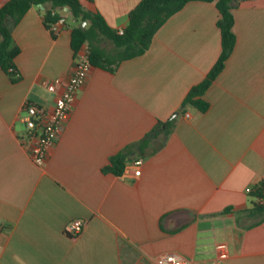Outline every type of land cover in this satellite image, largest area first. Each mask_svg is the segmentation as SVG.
<instances>
[{
	"label": "crops",
	"instance_id": "1",
	"mask_svg": "<svg viewBox=\"0 0 264 264\" xmlns=\"http://www.w3.org/2000/svg\"><path fill=\"white\" fill-rule=\"evenodd\" d=\"M80 1L117 32L140 0ZM42 9L30 7L12 28L18 81L0 67V264H157L166 254L184 264H264V219L249 195L264 180V0L233 9L236 42L204 94L205 112L181 104L220 55L219 12L215 1L192 0L142 55L114 71L92 66L39 166L20 139L23 105H54L73 71L67 22L75 24L64 10L53 37ZM169 118L161 147L151 152L159 140L150 141L121 175L103 171ZM75 218L85 225L71 236Z\"/></svg>",
	"mask_w": 264,
	"mask_h": 264
},
{
	"label": "trees",
	"instance_id": "2",
	"mask_svg": "<svg viewBox=\"0 0 264 264\" xmlns=\"http://www.w3.org/2000/svg\"><path fill=\"white\" fill-rule=\"evenodd\" d=\"M189 1L192 0H140L130 10L128 25L123 34H118L106 23L100 13L86 9L80 0H8L0 6V67L10 76L12 82L18 81L19 75L14 59L20 50L13 45L12 28L32 6L43 7L41 10L43 23L49 30L52 24L62 20L61 12L67 7L69 15L75 22L70 30V44L74 56L86 46L92 66L114 71L121 61L145 53L156 31ZM202 1H215L218 9L217 27L220 31L221 52L206 76L189 89L182 101L181 109L192 106L205 112L209 108V103L204 99V94L224 69L225 62L234 48L236 36L233 31V9L243 0ZM84 22L86 25L83 24ZM51 34L53 37L56 36L52 31ZM106 42L111 43L112 47L106 48L103 45ZM173 124V118L158 121L144 138L112 155L103 171L121 175L130 159L135 155L143 156L146 153L150 141L159 140L152 147L151 152L161 147ZM249 195L253 198L251 211L261 215L260 222L264 219V180L256 184L249 191Z\"/></svg>",
	"mask_w": 264,
	"mask_h": 264
},
{
	"label": "built area",
	"instance_id": "3",
	"mask_svg": "<svg viewBox=\"0 0 264 264\" xmlns=\"http://www.w3.org/2000/svg\"><path fill=\"white\" fill-rule=\"evenodd\" d=\"M62 20L52 24L50 31L54 34L58 32ZM124 29H119L118 34H123ZM87 47H82L76 53L73 60V71L64 80L60 95L54 105L47 110L43 106L33 101H25L23 105L24 116L22 120L25 126V132L20 139L26 147L31 160L36 165H43L48 159L51 148L56 143L60 131L70 116L73 103L76 99L80 87L85 83L92 64L88 57ZM54 90V85L50 86ZM188 117L189 113H185ZM135 167L134 175L140 174L142 158H137L132 162ZM262 201V200H260ZM85 225V221L80 218L71 220L66 226V233L71 236L78 235ZM216 250L220 259L227 258V246L225 243H218ZM157 264H184L183 260L174 255L166 254L156 260Z\"/></svg>",
	"mask_w": 264,
	"mask_h": 264
},
{
	"label": "rangeland",
	"instance_id": "4",
	"mask_svg": "<svg viewBox=\"0 0 264 264\" xmlns=\"http://www.w3.org/2000/svg\"><path fill=\"white\" fill-rule=\"evenodd\" d=\"M67 23L71 24L72 26L74 25V23L71 22L70 19L68 20ZM85 25H86V24H85ZM103 45H104L106 48H111V47H112L111 43H109V42L103 43Z\"/></svg>",
	"mask_w": 264,
	"mask_h": 264
},
{
	"label": "water",
	"instance_id": "5",
	"mask_svg": "<svg viewBox=\"0 0 264 264\" xmlns=\"http://www.w3.org/2000/svg\"><path fill=\"white\" fill-rule=\"evenodd\" d=\"M39 7H41V8H42V6H41V5H39ZM64 10H66V11H67V10H68V8H67V7H65V8H64ZM83 24L85 25V22H84ZM175 115H176V113H175Z\"/></svg>",
	"mask_w": 264,
	"mask_h": 264
}]
</instances>
